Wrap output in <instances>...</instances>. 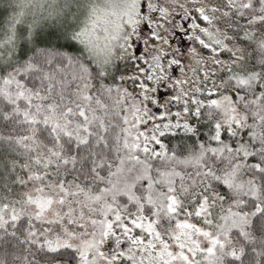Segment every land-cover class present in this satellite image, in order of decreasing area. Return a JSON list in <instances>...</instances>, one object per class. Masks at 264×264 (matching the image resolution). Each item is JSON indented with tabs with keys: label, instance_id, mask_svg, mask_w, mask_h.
Masks as SVG:
<instances>
[{
	"label": "snow or ice",
	"instance_id": "obj_1",
	"mask_svg": "<svg viewBox=\"0 0 264 264\" xmlns=\"http://www.w3.org/2000/svg\"><path fill=\"white\" fill-rule=\"evenodd\" d=\"M0 264H264V0H0Z\"/></svg>",
	"mask_w": 264,
	"mask_h": 264
}]
</instances>
